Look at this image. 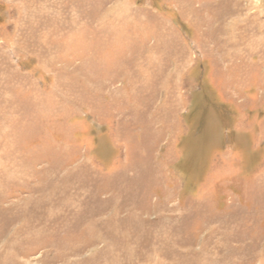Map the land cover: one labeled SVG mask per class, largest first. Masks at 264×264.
<instances>
[{
	"label": "rangeland",
	"instance_id": "374dc122",
	"mask_svg": "<svg viewBox=\"0 0 264 264\" xmlns=\"http://www.w3.org/2000/svg\"><path fill=\"white\" fill-rule=\"evenodd\" d=\"M0 264H264V0H0Z\"/></svg>",
	"mask_w": 264,
	"mask_h": 264
}]
</instances>
